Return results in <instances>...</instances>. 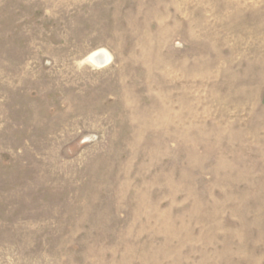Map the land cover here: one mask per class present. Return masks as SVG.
<instances>
[{
	"label": "rangeland",
	"instance_id": "obj_1",
	"mask_svg": "<svg viewBox=\"0 0 264 264\" xmlns=\"http://www.w3.org/2000/svg\"><path fill=\"white\" fill-rule=\"evenodd\" d=\"M0 264H264V0H0Z\"/></svg>",
	"mask_w": 264,
	"mask_h": 264
},
{
	"label": "bare ground",
	"instance_id": "obj_2",
	"mask_svg": "<svg viewBox=\"0 0 264 264\" xmlns=\"http://www.w3.org/2000/svg\"><path fill=\"white\" fill-rule=\"evenodd\" d=\"M109 60V55L103 51L92 53L87 58L88 62L98 68L105 66L109 62Z\"/></svg>",
	"mask_w": 264,
	"mask_h": 264
}]
</instances>
